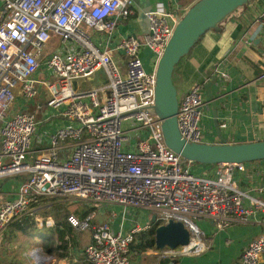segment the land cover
<instances>
[{
    "label": "built area",
    "instance_id": "2783aa9c",
    "mask_svg": "<svg viewBox=\"0 0 264 264\" xmlns=\"http://www.w3.org/2000/svg\"><path fill=\"white\" fill-rule=\"evenodd\" d=\"M0 1V178H21L16 198L0 205V233L43 198L132 209L145 218L116 231L110 221L92 224L94 212L83 220L66 218L73 229L91 232V242L83 250L86 264H129L134 238L156 223L181 222L193 243L187 252L182 246L162 249L166 251L158 258H164L210 248L212 241L196 221L208 220L218 230L249 221L242 202L245 194L234 179L245 172L246 164H218L195 173L191 163L183 164L166 147L161 121L148 111L154 104L156 63L184 11H165L156 4L145 14L147 32L141 38L126 36L111 49L96 43L90 31L109 42L117 24L134 14L133 0ZM259 22L264 29V9ZM50 42L52 50L47 48ZM143 49L151 53L150 71L140 57ZM118 50L120 60L115 57ZM100 70L108 78L102 97L105 88L97 89L90 81ZM39 72L52 81L34 79ZM215 75L230 81L223 62ZM40 88L50 114L46 120L57 116L69 122L49 130L46 146L35 112L27 109L36 104ZM18 97L22 106L15 109ZM207 103L203 83L192 84L181 97L176 120L185 141L204 143L201 124ZM68 142L70 152L62 157ZM54 221L35 219L39 228L52 227ZM263 253L264 230L249 242L240 264H259Z\"/></svg>",
    "mask_w": 264,
    "mask_h": 264
},
{
    "label": "crops",
    "instance_id": "0c3cea01",
    "mask_svg": "<svg viewBox=\"0 0 264 264\" xmlns=\"http://www.w3.org/2000/svg\"><path fill=\"white\" fill-rule=\"evenodd\" d=\"M133 1L134 14L117 24V28L109 42L101 35L90 31L96 43L103 47L114 49L126 36H134L140 39L147 32L145 14L155 10L156 4L160 3L165 11H172L177 7L185 12L196 0ZM263 9L264 0L251 1L243 11H237L233 18H230L222 25L220 33L208 32L203 36L187 57V63H190V72L186 77L187 85L181 86L180 97L194 83H203V88L205 85L211 84L210 93L212 98H209L204 88L208 103L206 116L201 126L204 133V143L206 144H241L264 140V29H262L259 22ZM246 40L247 44L245 43ZM115 57L116 60H120L122 52L116 51ZM140 57L145 68L150 71L152 69V60L149 50L143 49ZM146 58H148L147 62ZM221 62L226 64L230 79L228 82L219 80L215 75V70ZM185 65L182 63L176 73L179 74L181 82L186 75L184 71ZM44 77H48V75L39 72L34 79L41 82L45 81ZM214 78L215 81L213 80ZM79 85L84 86V83L79 82ZM39 91L40 98L45 91L43 88H40ZM106 94L107 92L104 91L101 97ZM39 98L34 106H29L27 109L38 110L37 120L40 122L38 134L42 139V144L46 146L45 135L49 130L62 124L68 125L69 122L57 116L46 120L49 117V113L44 108L46 93L42 101H39ZM38 105H42L43 108L38 109ZM21 106L22 102L20 97H18L13 108L19 109ZM41 125H43V129H41ZM71 145V142L65 145L61 153L62 157L68 155L70 152L68 147ZM197 171V173H203L206 170L202 171L197 168ZM20 179V177L0 178V205L16 198ZM234 179L239 190L245 194L242 202L249 210L250 219L248 222H232L229 227L218 230L208 220L196 221L197 226L212 241L207 251L164 258H158V252L155 249L145 253L141 251L138 259L134 263L130 262L129 264H240L241 256L249 242L264 230V160L246 163L245 172L236 173ZM254 201L255 205L253 204ZM36 205L34 204L33 207ZM33 207L31 212L36 214L35 219L41 218L37 217L39 215L37 212L32 211L34 210ZM101 207L103 212L107 208L112 207L117 212L119 210L122 211L119 216L115 212L111 213L109 221L111 222V228L115 231L122 224L125 227L129 226L131 220L137 221L140 218H145V216L138 214L132 209L124 211L118 206L101 205ZM69 215L77 217L75 212L67 213V216ZM67 216L65 215V219ZM133 216H137V218H133ZM49 217H57L59 219L54 221L53 226L63 219L56 212H52ZM41 228H45V226ZM11 230L12 228H9L0 233V264H21L11 256V250L13 249L11 244L15 237ZM77 232L79 233L80 231ZM77 232V236L68 238L70 240L67 243L68 256L66 258L51 256V260L48 262L44 258L45 260L42 264H86L83 250L91 241L81 247V238ZM54 245H56V241ZM31 259L33 258L31 257ZM28 264H36L35 259L33 261L29 260ZM259 264H264V253L260 258Z\"/></svg>",
    "mask_w": 264,
    "mask_h": 264
},
{
    "label": "water",
    "instance_id": "95a60500",
    "mask_svg": "<svg viewBox=\"0 0 264 264\" xmlns=\"http://www.w3.org/2000/svg\"><path fill=\"white\" fill-rule=\"evenodd\" d=\"M249 2L250 0H196L178 20L156 63L154 104L148 111L161 121L164 144L181 158L183 164L213 166L264 160V140L241 144H194L185 141L178 132L176 120L181 97L178 98L172 80L175 66L189 55L203 36L208 32L220 33L222 25L236 11H243ZM210 85L209 83L204 88L209 98H212ZM189 239L190 233L186 227L181 222L170 220L155 228L153 243L157 250H175L188 245ZM35 262L42 264L36 259Z\"/></svg>",
    "mask_w": 264,
    "mask_h": 264
},
{
    "label": "rangeland",
    "instance_id": "374dc122",
    "mask_svg": "<svg viewBox=\"0 0 264 264\" xmlns=\"http://www.w3.org/2000/svg\"><path fill=\"white\" fill-rule=\"evenodd\" d=\"M1 3H0V9H1ZM53 42H50L47 45V48H49V50L53 49ZM148 58H146V62H147ZM188 58H185L183 65L184 66V71L186 72L185 75V79H182V82L180 81V76L179 74H174L173 75V84L177 90L178 93V98H180L181 95V86H186L187 82H186V77L188 76L190 69H189V64L187 63ZM148 64V63H146ZM45 81L50 82L52 81L51 77H44L43 78ZM91 83L92 86L95 88H105L108 85V78L106 76V74L104 73V71H97L93 74L92 78H91ZM105 92H107V88L104 89ZM45 93L43 92L39 98V101H42L44 98ZM38 110L35 109V115L37 116L38 119V114L39 112H37ZM50 116V114H49ZM41 129H43V125H41ZM191 169L194 171H197V167L191 165ZM194 171V172H195ZM197 173V172H195ZM70 198H63V197H49V198H43L40 199L39 202L37 203V205L35 207H33L34 212H37V217H41L43 220H45L47 217L51 216L52 212H56L59 216H61L62 218L65 217V215L67 216V213L69 212H76V211H87V213H91V212H95L94 215V219L91 221L92 224H102L105 222H108L109 219L111 218V213L115 212L118 214V216L122 213L121 210H119L118 212L116 211V209H114V207L112 208H107L106 210L101 209V205H97V204H93L90 203L88 201H84V200H72ZM36 208V209H35ZM33 212H30L29 214H31ZM103 213V214H102ZM27 214V215H29ZM26 215V216H27ZM79 220H83L84 218H80L77 215ZM60 218V219H62ZM11 229V231H14V228L12 227V224L8 227V229ZM37 230V231H36ZM32 231V232H28L26 234L20 233V232H15L14 235L15 237L13 238L14 241L11 244V246L13 247V249L11 250V256L16 259L18 262H20L21 264H28L29 260L31 259V255L33 252H37L39 257L45 258L48 261H50V257L49 255H46L42 252L41 250V244H43V241L41 242V235H43L42 233H45V228H39L37 226V229ZM77 232V230H76ZM77 234H79L80 238H81V247L84 246L85 244H88L91 241V232L90 230H84V231H80L79 233L77 232ZM77 236V235H76ZM78 236V237H79ZM77 239V238H76ZM79 244V243H78ZM79 246V245H78ZM37 249V250H36ZM130 262L134 263L138 257L134 254L131 253V256L129 257ZM46 263V262H45Z\"/></svg>",
    "mask_w": 264,
    "mask_h": 264
},
{
    "label": "trees",
    "instance_id": "16d2710c",
    "mask_svg": "<svg viewBox=\"0 0 264 264\" xmlns=\"http://www.w3.org/2000/svg\"><path fill=\"white\" fill-rule=\"evenodd\" d=\"M251 1L253 0H250V2ZM235 14L232 15L231 18H233ZM191 52L192 50L190 51L189 55L191 54ZM188 56L182 58L180 62L175 66L173 75L179 71L181 64L183 63L185 58H187ZM173 75H172V80H173ZM191 165L197 167L198 169L202 171L205 170L207 167H209L206 165H199L196 163H191ZM33 206L34 204L31 205V208ZM75 214L78 215L82 219L88 213L87 211H76ZM35 215H36L35 213H31L25 216L21 221L14 222L12 224V227L14 228V231H12V233L14 234L15 232H20V233L26 234L28 232H32L36 230L37 225L35 223ZM56 219L57 221L59 220L57 217ZM159 225H161V223L154 224L151 227L150 231L146 234L141 233L139 235H136V237L134 238L133 244L130 246V253H134L138 257L141 251L145 253L149 250H154L155 249V247L153 246L154 230ZM42 234L43 235H41L40 239L43 241V244H42L43 253L49 256H56L57 258H66L68 256L67 243H68V240H70L68 238L75 237L76 232L67 223L65 217L62 220H60L58 223H56L55 226L51 228L45 227V233L43 232ZM55 241H56V245H54Z\"/></svg>",
    "mask_w": 264,
    "mask_h": 264
},
{
    "label": "bare ground",
    "instance_id": "6f19581e",
    "mask_svg": "<svg viewBox=\"0 0 264 264\" xmlns=\"http://www.w3.org/2000/svg\"><path fill=\"white\" fill-rule=\"evenodd\" d=\"M192 246H193V243L190 242L188 245L182 246L181 248H182L183 251L187 252V251H189L192 248ZM155 250L157 251L156 248H155ZM164 251H166V250H160V251H157V252L159 254V253L164 252ZM34 256H35V258H36V260L38 262H43L45 260L44 258L39 257V255H38V253L36 251H35Z\"/></svg>",
    "mask_w": 264,
    "mask_h": 264
}]
</instances>
